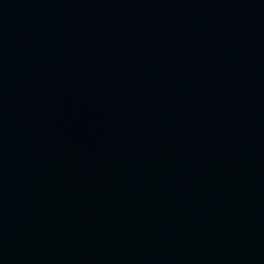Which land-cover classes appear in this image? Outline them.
Masks as SVG:
<instances>
[{
	"label": "water",
	"instance_id": "water-1",
	"mask_svg": "<svg viewBox=\"0 0 264 264\" xmlns=\"http://www.w3.org/2000/svg\"><path fill=\"white\" fill-rule=\"evenodd\" d=\"M0 264H264V0H0Z\"/></svg>",
	"mask_w": 264,
	"mask_h": 264
}]
</instances>
